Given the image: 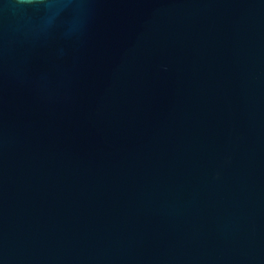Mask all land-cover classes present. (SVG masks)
<instances>
[{
    "label": "water",
    "instance_id": "obj_1",
    "mask_svg": "<svg viewBox=\"0 0 264 264\" xmlns=\"http://www.w3.org/2000/svg\"><path fill=\"white\" fill-rule=\"evenodd\" d=\"M0 264H264V0H0Z\"/></svg>",
    "mask_w": 264,
    "mask_h": 264
}]
</instances>
